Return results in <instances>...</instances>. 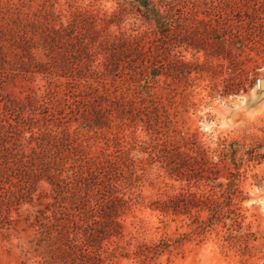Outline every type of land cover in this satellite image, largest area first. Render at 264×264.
Listing matches in <instances>:
<instances>
[{"label":"rangeland","instance_id":"1","mask_svg":"<svg viewBox=\"0 0 264 264\" xmlns=\"http://www.w3.org/2000/svg\"><path fill=\"white\" fill-rule=\"evenodd\" d=\"M138 1L0 0V105L8 96L25 98L31 89L43 93L49 84V76L38 67L32 68L34 79L30 69L12 65L20 61L12 47L14 32L40 34L46 26L73 22L79 13L101 18L119 13L110 31L137 35L149 29ZM152 1L169 16L162 34L150 35L135 47L144 49L146 58H130L128 62L135 61L136 67L131 73L119 68L107 79L140 83L139 93L133 95L138 98L142 93L154 103H148L144 112L131 111L125 117L116 110L105 113L100 126L81 129L94 151L107 148L108 143L112 151L119 141L124 147H134L133 154L146 163L144 177L134 190L140 199L121 216L122 235L112 239L121 247L116 262L264 264V0ZM77 22L70 34L84 32L86 21L77 18ZM2 32L7 40L1 41ZM4 42L7 51L2 50ZM62 53L36 51L41 61L56 59L54 80L65 83L47 97L37 116L60 117L65 109L73 131L86 122L65 105V99L77 104L82 97L70 73L73 59L64 61ZM105 56L99 55L98 60ZM138 68L146 72L139 83L132 80ZM153 71L158 73L155 79ZM8 117L19 120L17 112ZM169 162L177 166L174 174ZM40 186L41 191L50 190L46 181ZM228 188L237 191L232 205H228L229 194L221 195ZM187 192L197 195L188 198ZM204 193L212 200L219 197L222 206L206 201ZM179 195L186 196L189 210L186 201L179 203L178 211H164L155 203ZM197 216L206 222L204 226ZM163 239L180 242L168 249L136 253L139 246ZM22 244L16 237L7 241L0 235V264H20L25 259Z\"/></svg>","mask_w":264,"mask_h":264},{"label":"trees","instance_id":"2","mask_svg":"<svg viewBox=\"0 0 264 264\" xmlns=\"http://www.w3.org/2000/svg\"><path fill=\"white\" fill-rule=\"evenodd\" d=\"M138 3L144 8L149 29L137 35L110 31L112 20L119 18V13L106 18L79 13L77 18L90 26L85 25L82 34H70L71 28L78 24L77 18L67 25L46 26L42 31L40 29V34L31 33V36L29 31L14 32L12 47L20 61L12 65L30 69V73L32 68L38 67L49 76V84L43 93H39L41 89H31L25 98L8 96L0 105V235L7 241L16 237L23 242L21 250L25 259L20 264H29L33 260L35 264H117L121 247L112 239L122 235L120 218L132 208L134 200L140 199L134 190L144 177L146 163L137 157L138 154H133L134 147H124L119 141H115L112 151L109 143L107 148L94 151L81 129L97 128L105 113L116 110L125 117L131 111L144 112L148 103H154L142 93L138 98L133 95L139 93L146 64H143V70H134L137 78L132 80L139 85L126 80L110 83L107 79L119 68L131 73L136 67L135 61L128 62L130 58L145 61L144 49L139 51L135 47L150 35L159 37L162 28L166 27L169 16L161 13L152 0ZM98 23L102 24L101 28ZM250 30L254 32V29ZM2 39L7 40L6 33ZM6 43H2L3 51L9 49ZM40 48L52 54L61 50L64 61L73 59L70 73L82 100L75 104L65 99V105L71 112L84 116L86 126L72 131L64 116L65 109L59 113L60 117L47 114L38 118L37 113L45 106L47 97L55 95L56 88L65 84L54 80V57L51 63L38 59L36 51ZM103 53L106 59L100 62L98 56ZM153 72H156L152 75L155 79L158 73ZM31 74L30 78L35 79L36 71ZM46 110L48 112V108ZM13 112L18 113V121L8 117ZM168 164L174 174L177 166L173 162ZM43 181L50 185L49 191H41ZM227 194L230 195L228 205H232L237 191L223 189L222 197ZM186 195L191 198L197 193L187 192ZM205 196L215 207L222 206L219 197L212 200L206 193ZM183 197H169L155 203L164 211H178L179 203L187 200ZM25 205L31 209L24 212ZM186 206L191 208L188 201ZM211 208L209 206L208 210ZM231 213L237 215L234 211ZM197 218L200 225L206 224L200 216ZM177 242L180 241L163 239L157 244L139 246L136 253L168 249Z\"/></svg>","mask_w":264,"mask_h":264},{"label":"water","instance_id":"3","mask_svg":"<svg viewBox=\"0 0 264 264\" xmlns=\"http://www.w3.org/2000/svg\"><path fill=\"white\" fill-rule=\"evenodd\" d=\"M261 87L264 88V81L261 82Z\"/></svg>","mask_w":264,"mask_h":264}]
</instances>
